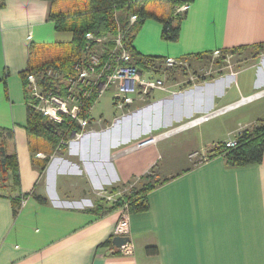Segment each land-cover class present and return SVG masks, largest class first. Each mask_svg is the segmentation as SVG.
Masks as SVG:
<instances>
[{"label": "crops", "instance_id": "obj_1", "mask_svg": "<svg viewBox=\"0 0 264 264\" xmlns=\"http://www.w3.org/2000/svg\"><path fill=\"white\" fill-rule=\"evenodd\" d=\"M63 2L0 0V130L12 134L0 135V143L6 155L16 157L19 194L26 197L15 217L11 201L0 198V264H264V146L258 164L230 166L217 156L176 172L169 161L175 150L165 153V158L157 142L122 150L114 146L103 172L111 177L104 183L99 180L100 163L86 168L77 162L74 168L82 175L84 191L95 193L131 178L140 179L136 183L140 186L148 181L150 169L155 180L175 177L148 193L147 212L130 215L131 256L113 254L115 246L105 243L119 212L98 216L89 212L94 206L90 197L71 192L59 197L52 192L54 180L52 172L47 179V170L53 160L40 174L24 130L23 76L34 64L36 50L69 44L70 33L56 32L49 19ZM161 29L159 22L145 20L132 43L135 51L182 60L215 50L230 51L239 59L247 50H261L252 62L227 74L220 93L228 96L235 89L231 93L239 100L264 89V51L258 48L264 47V0H193L184 11L175 42L163 41ZM144 34L153 41L139 46ZM196 112L199 109L186 117ZM258 116L264 118V110ZM250 123L238 124L248 129ZM235 131L240 129L228 132L229 138ZM189 142L187 155L201 144L196 137ZM68 155L73 159L76 152ZM69 166L64 164V169ZM42 196L41 202L37 198ZM149 247L156 253L148 254Z\"/></svg>", "mask_w": 264, "mask_h": 264}, {"label": "rangeland", "instance_id": "obj_2", "mask_svg": "<svg viewBox=\"0 0 264 264\" xmlns=\"http://www.w3.org/2000/svg\"><path fill=\"white\" fill-rule=\"evenodd\" d=\"M143 1L142 6L148 11L160 15V17L172 14L175 16L174 18H179L187 8L186 4H182L172 9L173 6L166 0ZM84 6V1H65L58 5L56 14L78 23L79 19H74L75 15H72L83 12ZM144 7L136 5L134 8L141 9ZM127 11L129 10L117 8L110 18L111 25L102 30L87 32L85 34V42L87 43L82 49L79 48V56L77 57L74 51L76 48H73L71 50L73 52L68 58H61L70 49L69 45L59 44L44 47V52H37L36 50L32 61L34 64L29 68L31 72L25 76L26 96L24 98L43 117V122L50 121L73 127L68 132V136H62L59 142L53 146L51 143L41 140L35 143L30 140V145L34 147L33 150L35 151L34 158L38 164L46 168L53 160V164L47 170V179L49 180L48 172H52L54 182L51 190L59 197H61L59 193L67 196L71 192L72 196H79L80 194L81 196H88L93 203L100 198L101 196L92 190L84 191L85 185L83 186L82 175L78 174L75 168L78 165L77 162L86 168L100 163L99 180L102 183L111 177L109 172L107 175H103V172L107 160L106 156L113 152L114 146L116 149L122 150L131 145L142 146L157 142L156 147L162 150L164 156L165 153H172V150H175L173 158L169 160L172 169L167 170L171 169V171L176 172L186 165L194 167L198 165V162L203 163L213 157L225 155L227 152L223 149L222 143L228 140V132L239 128L240 131H237L239 133L244 130L242 128H246L238 123L251 122L252 125L248 127V131L262 122L263 117L258 115L264 110V99L257 97L239 102L241 98L238 100L236 95L231 93L235 89L230 90L228 96H222L220 93L224 88L225 83L223 82L227 74L234 73L235 70L243 68L248 62H252L257 51L250 52L247 50L238 59L233 57L230 52L222 53L215 50L212 54L179 60V65L177 63L169 65L167 62L168 66L165 63L148 59L149 56H142L138 52L139 56L137 57L133 54L134 47L129 43L130 38L135 33L134 28L132 29L131 26L127 30V25L130 15L136 16V23L138 14L135 13V9L132 12ZM87 34L92 39H88ZM151 41H153L152 38L144 34L139 37L137 43L141 46L147 45ZM86 45L89 47L88 51L94 49L93 53L97 52L100 55L98 62L94 64L93 75L87 77L88 84L84 81L75 82L81 70H74L77 62L93 55V53H87ZM155 45L157 48L158 43ZM109 57H112V60ZM58 58L60 59L57 60ZM53 61H57L61 66H56ZM67 61L70 62V65L68 67L63 66L62 62L68 63ZM129 64L139 68L141 77L146 75V81L154 83L155 80H160L164 90L157 88L146 90L145 100L140 101V97H138L137 101L128 108L127 114L119 117L120 112L113 106L116 102L115 87H110L107 74L111 73L115 66L124 65L128 67ZM55 71L59 76L55 80V84L53 83L51 89L46 90L47 95L36 98L29 77L32 78L35 88L39 92L42 90L38 87V80H41L45 74L52 75ZM99 72H105L101 79L98 78ZM82 78L80 77V80ZM231 84L234 87L233 81ZM221 86H223L222 90ZM94 87L98 88L97 92L94 90L91 92ZM42 88L44 89V86ZM140 92H142L141 88ZM31 97H35L41 104L39 108ZM225 107L229 109L221 113ZM196 109H199L200 112L186 117L190 111ZM209 115L215 116L197 124L191 122ZM257 117L261 118L258 119ZM253 122L256 125H253ZM195 137L197 142L201 144H199L198 149L191 150L187 155L191 147V143L187 144V142ZM233 137L235 136L230 138ZM71 151L76 152L73 159L68 155ZM94 152L95 157H93ZM64 164H70V166L64 169ZM62 169L65 170V173L60 172ZM147 175L155 179L156 174L153 169H150ZM131 181L136 184L139 180L135 181V178H131ZM68 188L71 191H68ZM98 192H107V188L100 189ZM120 215L121 213L119 218Z\"/></svg>", "mask_w": 264, "mask_h": 264}, {"label": "trees", "instance_id": "obj_3", "mask_svg": "<svg viewBox=\"0 0 264 264\" xmlns=\"http://www.w3.org/2000/svg\"><path fill=\"white\" fill-rule=\"evenodd\" d=\"M53 1H71V0H53ZM84 1L85 6L83 12L74 13V19H79V22H73L72 20L56 14V10L52 11L49 19L54 23V28L56 32H67L71 35V40L69 42L70 49L66 51L64 56L61 58H68L73 48L75 51L76 57L79 56L78 51L84 47L87 43L85 42V34L87 32H92L91 30H102L107 28L108 25H111V16L115 10L124 8L125 10L133 11L137 13V22L132 26L134 28V35L130 38L129 43H133V40L140 30L142 24L147 19H153L159 22L162 26L161 29V39L166 42H175L179 37V26L180 22L184 17L182 14L179 18H174L172 14L166 17H160V15L155 14L154 12L148 11L143 5V0H77ZM171 6L172 9L177 8V6L186 4L187 6L192 3L193 0H166ZM142 3V4H141ZM136 5H139L144 8H134ZM139 9V10H137ZM127 11V12H129ZM70 22H69V21ZM62 46V45H61ZM80 48V49H79ZM264 51L263 46H258ZM257 52V55L260 53ZM230 51H222L226 53ZM133 54L137 57L139 54L133 50ZM212 54V52L207 53ZM153 61H159L160 63H165L166 58L162 57H147ZM58 58L57 60H59ZM184 58H182L183 60ZM68 62V61H67ZM56 66H61L57 61H53ZM63 66L68 67L70 62H62ZM27 72V73H26ZM23 78L26 74L31 72V70H26ZM49 80H46L48 82ZM25 107H26V124L24 130L28 138V145L31 152V155L34 158V147L30 145V140L37 142L41 140L43 142L51 143L52 146L59 142L62 136H68V132L73 129L67 124H56L50 121L44 123L43 117L34 110L32 106L28 104V100L24 98ZM256 125V124H255ZM0 135L12 136L9 130H0ZM237 140V146L232 149H227L225 155L221 157L226 161L230 166H244L258 164L262 161L263 156V146H264V118L261 123H258L252 130L244 129L241 132L235 135ZM40 165V164H38ZM39 172L42 174L45 167L39 166ZM191 168L183 170L180 174L187 173ZM17 161L14 154L6 155L3 147V143H0V198H7L11 201L12 204V214L14 217L17 215L22 201V197L26 198L25 195L21 196L19 194V181L17 179ZM178 174L176 177H178ZM149 176V175H148ZM148 181L144 182L142 185L134 184L133 181L127 183H120L118 185L108 187V195H114L118 193L117 198L113 202H109L106 198L102 197L97 191L96 194L101 196L94 201V206L89 210L90 213L103 216L106 214L126 211L128 216L145 213L148 211V200L147 196L155 188L159 187L162 184H165L170 179L155 180L148 177ZM145 179V178H144ZM140 180V179H138ZM131 187V188H129ZM127 191V192H126ZM14 194V195H13ZM17 194V196H16ZM39 201L45 200V198H37ZM118 221V220H117ZM117 223V222H116ZM112 238L113 235L105 242L112 247ZM156 248L149 247L146 248L148 254H155ZM120 253L118 248H116L113 254Z\"/></svg>", "mask_w": 264, "mask_h": 264}, {"label": "built area", "instance_id": "obj_4", "mask_svg": "<svg viewBox=\"0 0 264 264\" xmlns=\"http://www.w3.org/2000/svg\"><path fill=\"white\" fill-rule=\"evenodd\" d=\"M135 21H136V16L130 15L128 25H127L128 26L127 30H129L131 28V26H133V23H135ZM87 38L92 39V38L88 37V34H87ZM88 49H89V47H88V45H86L85 50L88 51ZM93 50H89L87 53H93ZM99 56L100 55L97 52H95V53H93V55L91 57H89L87 59H83L82 61H79L75 64L74 70L75 71L81 70L79 77L77 76L75 82L76 81H84V82H86V84H88L87 83V77H91L93 75V73H94L93 71H95L94 64H96L98 62ZM109 58L112 60V57H109ZM167 62L169 65H172L175 63H177V64L180 63L179 60L172 59V58H166L165 59L166 65H167ZM137 69L139 70V68L132 66L130 64L128 65V67H126L124 65L123 66L119 65V66H115L113 68V70L111 71V73L107 74L109 76L108 83L111 84L110 87L111 86L115 87L116 102L113 106L118 112H120L119 117L121 115L124 116L127 114L128 108L131 107L135 101H137L138 97H140L139 98L140 101L145 100V98L147 96L146 90L154 89V88L164 90L163 89V83L160 80H158V81L155 80L156 82L150 83V82L146 81V79H145V78H147L146 75H144V77H141L140 70L138 71ZM51 70H53V69H51ZM104 73L105 72H103V73L99 72L98 78L101 79V77H104V75H102ZM58 77L59 76H58V73L56 71L50 76L45 74L41 80H38V87L40 90H42L39 92L36 90L32 78L29 77V81L31 82L33 90H34V93H33L34 96L36 98H38L42 95H47L46 90L51 89L52 84L53 83L55 84V80H57ZM80 77H83L82 80H80ZM27 78H28V76H27ZM142 78H143V81H141ZM46 80H49V81L46 82ZM27 83H28V81H27ZM43 86H44V89L42 88ZM140 88L142 89V92H140ZM93 90L97 92L98 88H96V87L92 88L91 92H93ZM262 95H264V89L262 91L256 92L255 94H253L251 96L241 97L239 102H244V100L247 101L250 98H257V97H260ZM35 97H31V99L35 103V105H37L39 108L41 106V104L36 100ZM228 109L229 108H227V107L223 108L222 109L223 111L221 113H224ZM213 116H215V115L202 116L196 120H192L191 122H192V124H197L201 121H207L210 118H212ZM79 127H80V125H79ZM81 128H80V130H81ZM222 144H223L222 147L224 150L232 149V148H235L237 146V140L235 137L229 138L226 142H224ZM203 160H205V159H203ZM99 194L102 197L106 198V200L109 202L115 201V199L118 196V193L114 194V195H108L105 192L104 193L100 192ZM120 213H121L120 218L118 219L117 223L115 224V227H114V230L112 233L113 237H127L129 235V216L125 210L121 211ZM118 250H119L121 255L131 256L133 254V250H134L133 244L130 241H128L125 244L121 245L118 248Z\"/></svg>", "mask_w": 264, "mask_h": 264}, {"label": "water", "instance_id": "obj_5", "mask_svg": "<svg viewBox=\"0 0 264 264\" xmlns=\"http://www.w3.org/2000/svg\"><path fill=\"white\" fill-rule=\"evenodd\" d=\"M129 241V238L127 237H113L112 238V244L115 246V248H119L121 245L125 244Z\"/></svg>", "mask_w": 264, "mask_h": 264}]
</instances>
